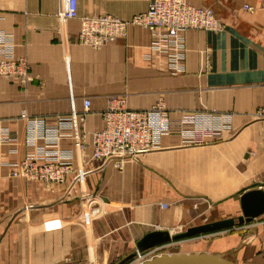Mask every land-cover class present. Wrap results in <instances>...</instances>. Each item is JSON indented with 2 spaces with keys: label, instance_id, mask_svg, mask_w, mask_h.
Returning <instances> with one entry per match:
<instances>
[{
  "label": "crops",
  "instance_id": "1",
  "mask_svg": "<svg viewBox=\"0 0 264 264\" xmlns=\"http://www.w3.org/2000/svg\"><path fill=\"white\" fill-rule=\"evenodd\" d=\"M147 2L76 0L77 15H109L128 22L147 10ZM187 2L193 7L210 9L223 26L217 33H182L185 50L180 62L181 72L171 75L166 69V58L150 50L151 37L143 28L128 25L121 37L100 50H93L76 42L78 20L60 18V0H0L3 47L9 48L13 57L26 60L30 77L26 86H20L17 80L0 78V129L12 139L0 145V264H13L9 258L14 251V235L27 237L25 245L29 243L30 232L14 225V221L30 214L47 216L52 208L54 245L58 248L55 253L61 255L62 243L69 237L67 253L75 258L79 244L84 247L96 244V248L105 253L124 251L132 242L135 247L136 242L150 232L168 231L157 225L170 226L181 215L176 218L167 215L158 221L160 205L152 196L143 198L139 193L123 199L111 192L103 197L102 215L89 223L81 243L76 233L78 228L70 224L66 230L67 223L78 215L77 206L72 204L74 197L62 199L61 196L67 184L74 181V175L66 180L65 186L52 191L40 183L11 177L18 161L43 147L28 142V133L20 119L22 112L29 117L43 118L52 126L56 117H65L71 111L80 112L83 100L88 99L90 110L84 123L87 132L102 128L101 113L110 98H122L125 107L134 111L147 110L160 103L172 120L191 113H215L229 120L222 138L198 146H182L185 171L197 170L204 175L203 179L194 178L198 181L192 186L202 189L196 193L214 200L210 205L215 212L210 217L218 214L220 220L232 218L231 214L224 216L230 208L229 213H239L236 215L239 217V197L243 193L259 189L264 193V178L254 179L257 173H264V157L254 161L248 155L253 151L255 136H264L260 122L251 118L256 109L264 107V0ZM234 127L236 132H233ZM243 135L246 143L240 140ZM170 138H162L155 151L181 150L182 147L176 146L178 139ZM86 143L90 146L89 138ZM57 151L70 156L75 169L84 171L85 191L90 190L96 176L102 180V185L110 184L112 190L123 187L124 180L113 179L118 174L113 161L92 162L90 147L80 151L68 139L60 142ZM238 151H243L238 159L245 152L243 161L235 160ZM140 160H126L125 169L134 171L145 167ZM151 160L155 157H147L145 162ZM217 173L221 176L220 183L216 182ZM91 191H99L98 185ZM226 201L233 206L228 205L225 210L222 205ZM193 213L191 210L185 215L191 219ZM257 218L254 220L264 218V213ZM161 222L165 224H159ZM249 223L243 224L246 227L242 229L246 228L247 235L258 237L264 248V221L247 226ZM136 236L139 238L135 240ZM21 251L23 256L26 252L25 261L29 262V249ZM245 253L249 254L250 250ZM260 260H264V255Z\"/></svg>",
  "mask_w": 264,
  "mask_h": 264
},
{
  "label": "built area",
  "instance_id": "2",
  "mask_svg": "<svg viewBox=\"0 0 264 264\" xmlns=\"http://www.w3.org/2000/svg\"><path fill=\"white\" fill-rule=\"evenodd\" d=\"M60 4L61 19L79 22L76 42L93 50H100L121 37L128 25L145 29L151 37L150 50L166 58V68L171 75L181 72L180 62L185 50L182 33H217L223 26L210 9L193 7L187 0H148L147 10L128 22L109 15L78 17L76 0H60ZM4 42L0 39V77L17 80L21 86H26L30 80L26 60L13 57L11 50L3 47ZM89 110L90 102L84 99L80 112L71 111L65 117H56L52 126L43 118L29 117L22 112L20 119L28 133V142L43 147L18 161L11 176L49 185L62 184L77 171L78 181L81 180L85 177L84 172L78 173L70 156L57 151L63 140L70 139L80 151L90 147L92 160L114 159V168L121 171L126 160L159 149L164 137L178 135L190 146L203 144L206 140L216 141L229 127V120L220 116L194 113L172 120L160 103L147 110L134 111L126 109L122 98H112L101 114L102 128L87 132L84 123ZM255 118L264 120V109L258 110ZM86 138H89L90 146ZM7 142L6 133L0 129V145Z\"/></svg>",
  "mask_w": 264,
  "mask_h": 264
},
{
  "label": "rangeland",
  "instance_id": "3",
  "mask_svg": "<svg viewBox=\"0 0 264 264\" xmlns=\"http://www.w3.org/2000/svg\"><path fill=\"white\" fill-rule=\"evenodd\" d=\"M111 99L112 98H110L109 100ZM260 109H264V107L256 109L251 115V118L254 119V121L255 120L259 121L258 119L255 118V114ZM201 114L216 116L215 113H208V112ZM259 122H260L259 124L262 125V126L260 125L261 131L264 132V120H260ZM236 130L237 128L234 127L233 132L234 131L236 132ZM6 136L9 142L12 141V139L7 134ZM167 137L168 138L171 137L170 138L171 140L178 139V143L176 144V146L179 147L187 146L185 142H183L178 135H170ZM221 138L222 135L219 139ZM240 140L246 143V137L244 135L240 137ZM206 141H213V140H206ZM254 141L255 144L253 145V149H252L253 151H250L248 155L251 160L253 159L255 161L256 159L264 157V152H262L264 150V136L261 137L255 136ZM198 145L200 144H194V145L190 144V146H198ZM184 147H182V149L179 151H174L169 153L154 151L144 155L143 157L136 158V159L141 158L140 161L143 163L145 167L142 168L137 167L136 169H133L134 171H132L131 168H128L131 170H128L127 168L125 169V165L127 164L125 163L126 162L125 161L121 165L122 166L121 171L114 168L118 174L117 177L113 179L118 178L124 180L123 187L121 186L119 188H114V190L110 188V184L102 185V180L100 181L99 177L96 176L92 180L93 185L90 188V190L85 191L86 177H83L81 180L78 181L77 171H76V173L72 174L74 175V181L73 182L71 181L69 182V184H67L65 191H63V195H61L62 199H70L71 197H74L75 201L72 202V204L76 205L78 210L77 217L71 219L67 223L68 226H66L67 228L66 230H69L68 227H70V224H73L74 227L78 228L77 229L78 231L76 233L77 236L79 237V241L82 243L85 233L87 232L88 229L87 227L89 226V223L90 222L92 223L94 219L102 215L101 207L103 204H101L102 203L101 201H103V197H105V194L108 193L110 195L111 192H113L114 194L117 193L119 196L123 197V199L133 197L135 196V194H139V193H142L141 195L143 198L152 196V199L154 200L156 199L160 205L159 212L157 214L158 221L164 220L167 215H174V217L176 218L180 213L181 215L177 217L178 219L174 223H172V225L167 227H162L160 225H157L159 226V228H165V230H168L169 233L171 231L172 234L184 233L187 228L220 220L219 218L220 215L218 214L217 216L214 215L213 217H210L215 212V210H212L214 208L210 205V201L211 203H214L213 202L214 200L210 198L211 196L210 197L206 196L207 197L206 198L204 195L197 194L196 192H200L202 191V189L195 188L192 186L194 183H197L198 181V180L194 181V178L200 177L201 179H203L204 175L202 172L199 173L197 170L190 172H187V170L185 171ZM243 147L245 149V145H243ZM243 151L237 152V157H235V160H239V161L244 160L245 152L238 159V155L242 154ZM259 153L260 155L258 156ZM147 157H153V158L155 157V160H151L150 162L146 163L145 159ZM110 160L113 161L112 164L114 167L115 160L114 159H110ZM92 162L100 163L101 161L93 160ZM80 171L84 172L81 168H78V173ZM129 171L132 172L127 173ZM83 174L85 176V173ZM258 176H261L260 179L262 180L264 178V173H257L254 179H259ZM216 178H217L216 182L220 183L221 176H219V173H217ZM253 181L257 182L259 180H253ZM29 182H35V181H29ZM65 182L62 184H49V185H45L42 183L40 184L44 185V187L52 191L56 189V187L65 186L64 184L67 183ZM201 182L203 183V181H200V183ZM96 185H98L99 191L93 193L91 190ZM191 192H195V193H191ZM226 202L227 203L222 205V207H224L225 210L227 209L228 205L233 206V204H231L232 202L231 203L229 201ZM191 210L194 211V213L192 215V218L190 219L185 215V213ZM230 210L231 208L227 210L228 214L224 216L230 217L232 215L233 216L232 218L234 219L237 218L236 215H238L239 213L237 214H235V212L229 213ZM53 211H54L53 208L50 211H48L47 216L42 215L41 217H36L33 216V214H30V216H28L25 219L19 217L14 221L13 223L14 225H18L21 229H23L24 227L30 232V235L28 233L29 236L28 246L25 245V243L27 244V237L25 236L23 237L22 235H14V239H13L14 251L12 256L9 258L12 259L13 264H118L122 259H124L126 256L130 255L132 252L135 251V247L134 245H132L133 242L129 243L128 246H126V248L128 249L124 251L109 252V253L99 251L100 248H96L97 247L96 244H94L93 247L90 244H88L85 247L84 245L82 246L79 244L78 255L77 258H75V256L71 257V255L67 253L69 247V237H68L66 238L67 242L62 243L61 255L56 254L55 249L58 250V248H55L54 245ZM205 212L206 214H204ZM88 220L89 222L87 224ZM256 221L257 220L251 221L249 224H247V226L248 225L251 226L252 224H255L257 222L259 223L263 222L264 218H260V220H258L257 222ZM159 224H165V222H161ZM244 226L245 225L235 226L231 229L197 235L191 238L179 239L177 241H171L169 243L163 244L154 249L141 253L136 258L130 260L125 264H134V263L137 264L139 262H145L146 260L149 259H154L157 256L180 254V253L211 254L218 256L220 260L224 262H228L230 264H264V260L262 261L260 260V257L264 255V248L261 244H259L260 241L259 238L252 235H247L246 228L242 229ZM137 238L139 237L136 236L135 240ZM23 248L29 249L28 251L29 262L25 261L26 252H24V256H23L21 251ZM247 250H250L249 254L245 253Z\"/></svg>",
  "mask_w": 264,
  "mask_h": 264
},
{
  "label": "water",
  "instance_id": "4",
  "mask_svg": "<svg viewBox=\"0 0 264 264\" xmlns=\"http://www.w3.org/2000/svg\"><path fill=\"white\" fill-rule=\"evenodd\" d=\"M261 188V187H259ZM241 216L227 218L219 221L205 223L199 226L187 228L184 233L170 234L168 231L155 230L146 234L135 244V251L122 259L118 264H125L136 258L139 254L154 249L163 244L179 239L191 238L197 235L213 233L231 229L249 223L264 213V193L260 191H248L239 197ZM141 264H230L219 260L209 254H170L157 256Z\"/></svg>",
  "mask_w": 264,
  "mask_h": 264
},
{
  "label": "bare ground",
  "instance_id": "5",
  "mask_svg": "<svg viewBox=\"0 0 264 264\" xmlns=\"http://www.w3.org/2000/svg\"><path fill=\"white\" fill-rule=\"evenodd\" d=\"M140 157H143V156H140ZM137 158H139V157H137ZM137 160L136 158H132V159H129V160ZM141 159V158H140ZM219 221V220H218ZM215 222V221H214ZM211 223V222H210ZM216 232H218V231H216ZM171 235H172V233H170ZM180 254H189V253H180ZM192 254V253H191ZM198 254H204V253H198ZM170 255V254H169ZM209 255H211V254H209ZM211 256H214V255H211ZM214 257H216V256H214ZM216 258H218V257H216ZM219 259V258H218ZM150 260V259H149ZM220 260V259H219ZM147 261V260H146ZM222 261V260H221ZM141 263H143V262H139V263H137V264H141ZM135 264V263H134Z\"/></svg>",
  "mask_w": 264,
  "mask_h": 264
}]
</instances>
